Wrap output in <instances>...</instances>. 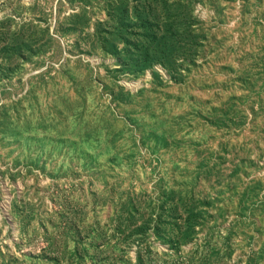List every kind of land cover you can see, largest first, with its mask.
I'll return each mask as SVG.
<instances>
[{
    "label": "rangeland",
    "instance_id": "374dc122",
    "mask_svg": "<svg viewBox=\"0 0 264 264\" xmlns=\"http://www.w3.org/2000/svg\"><path fill=\"white\" fill-rule=\"evenodd\" d=\"M0 264H264V0H0Z\"/></svg>",
    "mask_w": 264,
    "mask_h": 264
}]
</instances>
